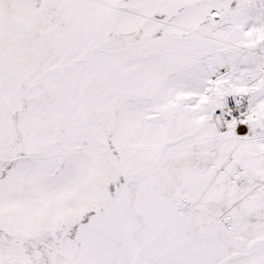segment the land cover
Instances as JSON below:
<instances>
[{
    "label": "snow or ice",
    "instance_id": "6c2138e0",
    "mask_svg": "<svg viewBox=\"0 0 264 264\" xmlns=\"http://www.w3.org/2000/svg\"><path fill=\"white\" fill-rule=\"evenodd\" d=\"M0 264H264V0H0Z\"/></svg>",
    "mask_w": 264,
    "mask_h": 264
}]
</instances>
